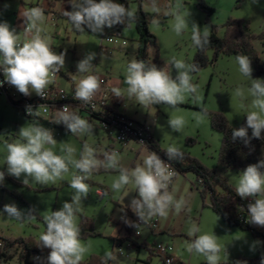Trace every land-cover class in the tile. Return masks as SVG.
I'll list each match as a JSON object with an SVG mask.
<instances>
[{
  "label": "rangeland",
  "instance_id": "obj_1",
  "mask_svg": "<svg viewBox=\"0 0 264 264\" xmlns=\"http://www.w3.org/2000/svg\"><path fill=\"white\" fill-rule=\"evenodd\" d=\"M117 3L126 2L127 7L138 10L136 0H115ZM178 0H161L162 4L175 5ZM183 4L182 12H190L189 20L197 23L201 30L207 26L212 32V26L218 29L219 35L224 34L223 25L229 18L245 19L250 21L251 31L260 34L264 30V0H204L205 4L215 11L208 16L199 10L197 0H179ZM4 5H8L7 8ZM32 7H41L44 10L45 20L41 24L44 30L42 35L47 38L52 49L57 52H65V66L60 70L53 82L61 84L67 90L76 87L81 74L77 72L76 64L88 52H96L97 57L93 61L94 69L90 74L99 78L106 77L111 89L118 87L126 89L124 83L127 65L132 59H137L139 48V34L135 24L132 27H123L122 37L127 41L126 46L106 42V38L116 35L115 26L105 28L102 35L93 34L88 29L79 33L64 16V11H71L69 0H0V22L6 21L16 28L23 39L25 24L24 13ZM55 8V9H54ZM145 9V0L143 1ZM163 15V13H161ZM172 17L168 16L165 23H159L155 27L149 22V30L157 37L158 50L150 46L147 52L151 64L157 67L168 66L170 73L175 76V70L168 65L172 56L182 59L186 63H192L196 46L191 40V26L177 36L171 28ZM256 48L264 55V45L260 40L254 42ZM102 54V55H101ZM159 56L160 63L154 59ZM213 51H209V56ZM192 83L198 86V94L202 97L200 103H196L189 96L183 104L174 109L166 104L143 107L136 103L135 98L128 99L126 94L119 98L123 104L125 114L139 121H147L152 135L158 140L162 149L166 151L170 145H175L182 152L189 153L198 159L204 166L214 169L218 165L219 150L222 145L223 135L214 131L208 115L205 114L201 123L197 124L195 114L202 109L208 112H222L228 121L238 126L248 111L251 110L252 97L248 95L247 88L250 80L239 72L235 57H220L216 65L201 70L198 74H192ZM252 78L256 79L253 76ZM260 79H264V76ZM51 85V84H50ZM243 87L245 98L235 95V89ZM32 95H35L33 93ZM181 115L186 124L181 132H174L168 126V120L172 116ZM85 114L84 119L93 126V132L85 135H73L66 127L53 130L57 140L53 151L63 155L61 148L70 145L76 149V158H79L85 143L97 150V155L103 159L104 152H113L119 149L120 164L126 168H134L137 164H143V158L152 152L148 147L138 144H130L125 150L121 145H115L113 136L105 131L96 119ZM32 124L15 108L6 96H0V170L6 172L5 158L7 155L6 144L19 139L18 131L25 124ZM189 138L196 139L194 145H189ZM122 150V151H121ZM241 171L225 170L223 175L229 184L235 188L238 175ZM119 170H105L101 168L93 173L86 183L89 184L88 197L83 200L81 210L77 213V224L80 234L89 233L88 237L80 238L81 242L89 246L88 253L82 262L93 256L103 257L106 251H111L117 257L110 264H162L159 257L154 254L153 247L161 242L173 245L175 254L189 264H207L206 257L187 251V244L194 239L188 235V230L195 224L200 232L197 234H215L217 242L222 246L220 264H234L240 258H257L264 254L262 243L251 232L232 228L224 222L209 206L210 197L203 200L202 186L196 174H178L171 189L174 197L179 200L184 198L186 206L177 213L174 208L169 209L164 217L156 215L159 228L155 233L144 228L139 238L131 236L135 245L129 246L127 226L133 218L129 207L131 199L136 197V189L133 185L126 186L120 192H114L111 184L118 177ZM72 179L71 171L63 179L55 183L41 185L30 180L29 185L24 186L22 179L18 180L6 174L5 180L0 184V212L5 204L15 203L21 210L36 209V219L30 221H18L0 213V234L5 237H30L39 239L41 233L46 231L43 215L59 209L65 201H70L74 189L70 187ZM102 190L103 195L98 192ZM220 191H223L221 187ZM206 204V205H205ZM127 210L129 211L127 213ZM153 217L150 220H153ZM219 217V219L217 218ZM149 220V221H150ZM89 222L92 229H83L82 225ZM162 230V231H161ZM95 234V235H92ZM258 242V243H257ZM255 244V249L251 250ZM125 255H121V252ZM229 254V255H228ZM15 249H9L5 254L2 264H21ZM44 264H47L45 262Z\"/></svg>",
  "mask_w": 264,
  "mask_h": 264
},
{
  "label": "clouds",
  "instance_id": "obj_2",
  "mask_svg": "<svg viewBox=\"0 0 264 264\" xmlns=\"http://www.w3.org/2000/svg\"><path fill=\"white\" fill-rule=\"evenodd\" d=\"M69 3L71 11L65 10L63 14L72 28L79 33L88 29L93 34L102 35L105 28L111 29L116 25L130 28L137 20L134 8L115 0H69ZM4 7L7 8L8 5ZM181 8L183 4L179 0L175 5L162 4L161 0H145V9L155 14L151 20L153 26H159L158 17L161 13L172 17L171 28L177 36L191 26V40L197 48L203 50L210 44V29L204 26L201 30L197 23L189 20L190 12H182ZM24 16L26 27L23 39L8 22H0V73L4 77L0 80V87L7 83L26 97L35 93L44 98L48 85L65 66L66 51L55 52L49 40L42 35L44 30L41 24L45 15L41 7L28 9ZM96 57V52H88L76 64L81 78L75 87L73 99L85 104L92 101L101 86L100 78L90 74L94 69L93 61ZM235 62L239 72L250 80L247 93L252 100L251 110L246 114V124L234 128L231 138L233 141L240 139L248 146L253 138L264 139V79L252 78L251 60L246 55H236ZM168 65L175 70V76L170 73L168 66L157 67L155 64H146L134 58L127 65L124 81L127 88L122 90L114 87L112 92L117 98L125 94L128 99L135 98L136 103L143 107L166 104L175 109L189 96L194 102L200 103L202 97L198 94V86L192 83L191 76V73L199 70L198 65L186 63L175 56L169 59ZM235 95L245 98V89L237 87ZM26 112L30 117L40 116V112L34 110L31 105L26 107ZM205 114L206 109L195 114L197 124L203 121ZM54 123L63 124L73 135L93 132L92 124L69 111L67 105L57 111ZM185 124L186 120L181 115L172 116L168 120V126L174 132H181ZM18 137L15 142L6 144V172L0 170V184L4 182L6 174L18 180L22 179L24 186L29 185L30 180L47 185L63 179L70 171L72 175L70 187L74 189V194L71 200L65 201L59 209L43 215L46 231L40 234L37 247L50 250L46 257L47 264H81L88 253L89 246L83 244L80 239L77 213L89 194V184L85 181L101 168L119 170L118 177L111 184L114 192H120L130 184L135 187L138 195L131 199L129 207L144 223L156 215L166 216L171 208L179 213L186 206L184 198L177 200L169 192V184L176 173L156 152H149L143 158L142 165L126 168L120 164L119 153L104 152L103 159H100L97 150L87 143L83 145L78 159L75 155L76 149L70 145L61 148L63 155L56 154L53 148L57 140L53 131L38 122L26 123L20 127ZM165 154L169 160L182 157L180 148L175 145L168 146ZM235 193L242 200L251 198L253 201L247 204L246 222L264 227V158L249 164L240 172L235 184ZM0 213L18 221L36 219L34 207L24 211L15 203L5 204ZM199 232L200 229L192 224L188 235L194 239L187 244V251L206 257L207 264H220L223 248L217 242V236L208 233L197 235ZM254 249L255 244L251 250ZM116 259L113 252L106 251L102 264ZM235 264H247V261H236ZM260 264H264V256Z\"/></svg>",
  "mask_w": 264,
  "mask_h": 264
},
{
  "label": "trees",
  "instance_id": "obj_3",
  "mask_svg": "<svg viewBox=\"0 0 264 264\" xmlns=\"http://www.w3.org/2000/svg\"><path fill=\"white\" fill-rule=\"evenodd\" d=\"M138 3V10L136 11L137 20L135 26L139 34V48L137 59L144 61L146 64H151L147 55L150 46H154L158 50L157 37L149 30V22L152 20L155 14L144 11L143 1L136 0ZM197 6L199 10L206 13L208 16L214 13V9L205 4L204 0H197ZM168 16L160 15L158 19L161 23H165ZM223 25L224 34L219 35L218 29L212 26V32L210 36V44L203 50L196 47L195 56L192 63L198 65L199 70L192 74H198L204 68L216 65L220 57H236V55H246L251 60V66L253 69V76L255 78H262L264 76V55L261 56L260 50H258L254 44L256 40H260L264 45V30L260 34H255L251 31V25L249 20L245 19H233L229 18ZM125 27L124 25H122ZM117 27V25L115 26ZM213 51V55L209 56V51ZM156 64L160 63L159 56L157 54L154 59ZM65 75L64 73H62ZM211 127L216 132H220L223 135L222 145L219 150L218 165L214 169H210L204 166L198 159L192 157L189 153L182 152V157L178 159L169 160L167 155L159 143L158 140L152 138L147 147L156 152L157 155L165 160L171 162L177 169L179 174H196L198 180H203V186L201 195L203 200L210 197V204L208 206L219 216L222 217L225 223L230 227L239 228L242 231H249L262 243L264 249V227H259L250 224L247 221V210L245 217L238 218L237 211L239 205L243 202L241 198L236 196L235 188H233L228 180L223 175L225 170H244L249 164L257 163L260 159L264 158V139H251V142L246 146L243 141L237 139L232 140V130L239 128L246 124V116L243 118L240 125L235 126L231 124L222 112H208ZM33 123L38 122L41 126L51 129L60 127L55 124L54 121L44 119L30 118ZM249 136H251V129H249ZM264 136V133H262ZM196 139L189 138L187 143L194 145ZM223 191H220L219 188ZM206 205V204H205ZM129 211L127 210V213ZM132 223L127 226L128 240L134 245L131 236H133V222L138 218L135 214L132 215ZM83 229H92L89 222L82 225ZM89 233L84 232L80 234V238L88 237ZM95 235V234H92ZM0 239L5 242L6 249H15L18 254V259L21 264H35L36 257L40 256L41 261L39 264H44L46 257L49 254V249H41L37 247L39 242L38 238L30 237H5L0 234ZM263 255L257 258H240L238 261H247V264H260V260ZM236 262V261H235ZM234 262V264H235ZM81 264H102V257L93 256ZM110 264V261L108 262Z\"/></svg>",
  "mask_w": 264,
  "mask_h": 264
},
{
  "label": "built area",
  "instance_id": "obj_4",
  "mask_svg": "<svg viewBox=\"0 0 264 264\" xmlns=\"http://www.w3.org/2000/svg\"><path fill=\"white\" fill-rule=\"evenodd\" d=\"M125 6H127L126 2H122ZM117 30L116 35H112L107 37L105 40L107 43L111 44H121L122 46L127 45V41L122 37V25H117L115 27ZM62 73V72H58ZM57 73V74H58ZM55 75V78L57 77ZM3 74L0 73V80H3ZM101 86L99 91L95 94L92 101L88 104L83 103L82 101H78L73 99L74 90H67L66 87L60 86L56 82L49 84L46 89V94L44 98L35 96H24L13 86L5 83L3 87H0V96H6L9 102L17 108L21 113H23L28 118L33 119H44L54 121L57 115V111L61 109L63 106H69V111L76 113L81 118L88 114L91 116L90 118L96 119L100 126L107 131L114 138V142L118 145H121L122 148H127L130 144H138L140 146L147 147L148 142L153 138L151 133V128L147 121H139L134 118L128 117L125 114V110L123 109V104L120 102L121 100L117 98L112 92L111 85L108 83V79L106 77L100 78ZM31 105L32 108L38 110L40 112L39 117H30L27 115L26 107ZM61 125V124H58ZM115 152L119 153V149H115ZM161 158V157H160ZM165 161L167 165L170 166V169L176 173V175L172 178L171 183L169 184V189H171L175 179L178 176V171L176 167L169 161L161 158ZM200 185L203 186V180H200ZM99 191V190H98ZM100 195H103L104 192L100 190L98 192ZM253 202L251 198L243 199V202L239 205V209L237 211L238 218L242 219L245 217L247 204ZM241 209H244L241 211ZM158 219L153 217V220L144 223L137 218L133 225V236L139 238L142 235V230L144 228H148L152 233H155L159 228ZM139 233V235L137 234ZM134 245L132 242H129V246ZM173 245L168 243H159L155 244L153 247L154 254L158 256L162 264H189L182 261L176 254ZM8 249L5 247V242L0 239V264L3 263L5 258V254ZM121 255H125L124 252H121ZM41 261V257H36V263L39 264Z\"/></svg>",
  "mask_w": 264,
  "mask_h": 264
},
{
  "label": "crops",
  "instance_id": "obj_5",
  "mask_svg": "<svg viewBox=\"0 0 264 264\" xmlns=\"http://www.w3.org/2000/svg\"><path fill=\"white\" fill-rule=\"evenodd\" d=\"M54 9H55V8H54ZM60 85H61V84H60ZM109 85H110V84H109ZM73 88H75L74 85H73ZM35 95H36V94H35ZM35 95H31V96H35ZM152 136H153V135H152ZM153 138H154V136H153ZM115 143H116V142H115ZM115 145H118V144L116 143ZM113 147L115 148L114 145H112V148H113ZM112 148H111V149H112ZM122 150H125V148H122ZM122 150H121V151H122ZM154 217H155V216H154ZM131 223H132V220H131ZM131 223H130L129 225H131ZM232 228H235V227H232ZM161 231H162V230H161ZM130 242H131V241H130ZM128 245H129V244H128ZM135 246H137V245H135ZM159 259H160V258H159ZM160 261H161V259H160ZM161 263H162V261H161Z\"/></svg>",
  "mask_w": 264,
  "mask_h": 264
}]
</instances>
